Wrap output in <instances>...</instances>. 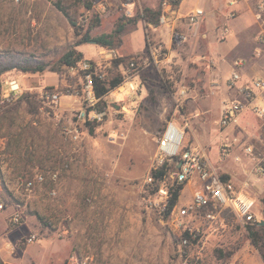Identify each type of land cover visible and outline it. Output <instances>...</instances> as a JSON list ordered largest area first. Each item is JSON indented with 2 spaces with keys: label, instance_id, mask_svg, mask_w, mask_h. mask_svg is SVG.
I'll list each match as a JSON object with an SVG mask.
<instances>
[{
  "label": "rangeland",
  "instance_id": "1",
  "mask_svg": "<svg viewBox=\"0 0 264 264\" xmlns=\"http://www.w3.org/2000/svg\"><path fill=\"white\" fill-rule=\"evenodd\" d=\"M257 1L234 8L232 19L230 0H183L181 10L180 5L175 8L182 16L197 9L206 12L193 28L203 26L216 4L224 8L219 14L227 23L211 31L207 53L204 37L191 36L185 30L188 27L183 28L186 40L178 45L171 41L167 26L150 27L141 17L145 8L162 10L165 2L173 5L172 0H94L91 9L83 10L84 30L95 18L98 23L90 31L93 37L114 34L123 25L116 50L120 56L135 60L137 68L129 73L120 67L126 74L124 82L99 104L106 116L102 121L79 125L81 139L77 141L64 140L59 129V125L76 120L84 106L83 99L71 91L79 86L77 71L70 68L60 76L50 71L12 70L1 75L2 94L8 93L9 82L16 80L20 97L28 95L5 109L0 105V137H6L7 145L20 142L19 129H27L31 138L29 144L28 139L25 142L32 147H28L32 157L21 162L18 173L59 169L61 174L57 185L46 182L31 190L8 186L0 177L4 192L0 200L23 215L20 226L10 225L6 230L10 237L20 236L15 248L0 240V249L10 247L4 248L8 257L6 262L0 257V264H264V176L255 173L254 160L243 150L247 143L260 144L262 123L248 111L241 126H219L224 105L240 97L228 87L233 71L237 69L241 75L237 86L264 77V44L258 41L263 27L254 16ZM55 2L0 0V56L21 54L53 62L67 46L76 43L81 35ZM213 22L207 19L206 25ZM224 28L227 33L222 41ZM155 44H161L164 51L158 62L150 54V45ZM258 44L262 47L260 56L255 50ZM78 49L85 51L86 60L102 64L104 71L110 66L111 60L103 58L102 47L96 43L87 42ZM235 61L240 65L235 66ZM48 86H55L60 95L54 110L45 102ZM183 86L187 90L184 97L180 96ZM204 103H208L207 109ZM18 110L22 113L16 116ZM13 117L19 122L13 123ZM26 120L27 125L22 126ZM170 120L185 128L182 147L196 144L193 132H198L204 142L202 151L222 178L255 199L253 223L242 222L227 208H220L214 219L200 210L185 218V226L193 229L194 236L188 245H182L185 227L173 220L172 212L165 215L157 191L150 194L146 190L147 177L157 162L158 137ZM48 122L56 127L52 138L40 129ZM224 143L231 144V153L222 161L219 148ZM173 170L174 164L168 165L161 179L170 189L177 186ZM198 185L196 181L186 184L176 207L189 204ZM54 188L58 190L55 197L50 195ZM10 210L0 211V233L10 223L6 221ZM249 225H254L258 245L253 243ZM30 233L36 234L37 240L28 243Z\"/></svg>",
  "mask_w": 264,
  "mask_h": 264
},
{
  "label": "built area",
  "instance_id": "2",
  "mask_svg": "<svg viewBox=\"0 0 264 264\" xmlns=\"http://www.w3.org/2000/svg\"><path fill=\"white\" fill-rule=\"evenodd\" d=\"M239 0H233L231 4L237 3ZM205 11L197 9L187 16H182L175 7L168 2L163 4V9L159 15V25H165L169 28L171 41L182 45L186 40V32L184 27H192L203 21ZM254 16L257 22L263 27V31L258 36V41L264 44V0H258L254 10ZM227 28H224L220 34V40H225ZM164 53L161 44L150 45V54L155 62L159 61V57ZM101 55L106 60H113L118 57V51L115 48L102 47ZM240 65L235 61V66ZM130 67L134 70L137 64L132 61ZM77 71L80 76L78 88H73L72 94H76L83 99L84 106L76 114V120L69 123L59 125L61 137L68 141H77L81 139L79 125L86 123H94L102 121L106 116V110L99 108L101 98L96 95L95 77L102 79L104 66L94 63L91 60H84L79 67L72 68ZM241 79L240 72L236 69L233 71L229 79V88L235 90V94L240 96L231 99V103L224 105L219 118V126L221 129L228 127L241 126L244 122L245 114L250 111L258 120L261 121L262 133L264 134V77H257L246 81L243 85L237 86L238 80ZM10 92L8 95L2 96L0 103L9 106L17 102L20 97V85L16 80H11ZM187 93L185 86L180 90V96L184 97ZM46 105L54 110L59 106L58 93L44 94ZM249 124V122H246ZM188 125V123H187ZM183 127H180L176 121L170 120L162 129L157 140V162L154 170L159 169L164 164L176 166L179 164V170H173L174 183L176 185L193 184L195 181L199 183L193 189L192 201L183 206L173 209V220L179 225L184 226L185 232L194 236V231L190 226H185V218L193 216L196 212L206 209L205 216L208 219H214L219 215V209L227 208L244 223H253L255 221L252 208L255 205V199L243 191L235 190L232 185L224 180L218 169L211 163L206 154L198 145L189 144L183 146L185 133ZM260 144L247 143L243 150L245 154L254 160L253 169L258 176H264V137L259 136ZM237 140V138L235 139ZM231 153V144L224 143L219 148L220 160H225ZM3 155L0 152V162ZM176 159V163L174 161ZM238 160L239 157H236ZM67 167V164L64 165ZM61 170H37L33 174L22 173L16 176V185L18 188L31 190L37 185L51 182L57 185L60 180ZM155 178L150 173L147 177V184H154ZM160 183L157 195L161 197L164 212L167 210V204L170 197V188L165 187L163 180ZM58 190L52 189L51 196H57ZM6 209L3 201L0 200V211ZM10 225L13 227L20 226L23 223V215L19 211H14L10 216ZM182 238V237H181ZM37 240L36 234H30L26 241L28 243ZM189 238L181 239L182 245L186 246L190 243Z\"/></svg>",
  "mask_w": 264,
  "mask_h": 264
},
{
  "label": "trees",
  "instance_id": "3",
  "mask_svg": "<svg viewBox=\"0 0 264 264\" xmlns=\"http://www.w3.org/2000/svg\"><path fill=\"white\" fill-rule=\"evenodd\" d=\"M181 1L182 0H172L173 6L177 8L180 5ZM93 4L94 0H56L55 6L67 17L69 23L76 31V34L81 35V38L76 43L67 46L59 56V58L53 62H46L44 60L35 59L30 56L21 54L0 56V77L2 74L12 70H17L23 73H40L44 71H50L58 73L61 76L70 68L78 67L82 61L86 60L84 52L79 50L78 46L92 40H94L95 43L101 47L117 49L121 43V33L124 29L123 25H119L114 34L103 33L101 35L93 37L91 36L90 31L91 28L98 23L97 18H95V20L91 21L89 26L84 30L85 27L83 20V10L91 9ZM160 13L161 9L155 11L150 8H145L141 17L146 21L148 25L153 24L154 26H157L159 25ZM132 61L137 63L135 60H131L129 56L118 55V57L110 61V66L105 71H103L104 76L102 79H98V77H95L96 95L100 97L101 100L107 93L119 87L124 82L126 74L121 72L120 67H124V69L129 70L130 73V70L132 69L130 67V63ZM46 92L53 94L55 92H58V90L57 88H55V86H48L46 87ZM27 96V94H22L18 99V103L25 100ZM166 173L167 164H164L157 170L153 169L151 171V174L156 181L154 182V184L147 185L146 190L148 193L152 194L159 189L158 183L161 179L164 178ZM183 188V185H177L170 189V197L167 204V210L165 212L166 216H168L177 205L180 193ZM261 201L264 206V195ZM201 211L205 213L206 209L204 208ZM248 229L253 243L258 245L256 239L258 235L254 230V225H249ZM183 237L191 239V235L188 232L183 233L182 238ZM262 257L264 260V253Z\"/></svg>",
  "mask_w": 264,
  "mask_h": 264
},
{
  "label": "crops",
  "instance_id": "4",
  "mask_svg": "<svg viewBox=\"0 0 264 264\" xmlns=\"http://www.w3.org/2000/svg\"><path fill=\"white\" fill-rule=\"evenodd\" d=\"M182 1L180 3V7H179L178 10H181ZM232 1L233 0H230V4H229V8L231 9V11H229L231 19L234 17V11H233V9L234 8H239L241 6L244 7V5H246V4L248 5L250 0H243L241 2L238 1L235 4H231ZM212 9H213L212 12H210L208 14V16H207V19H211V20L213 19L214 20L212 26H209L208 27L206 25V20H207L206 19L205 20V23L203 24V26H201L199 28H193L192 27V28H186L185 29V30H187V33H190L191 32V36H192V34H195V35H201V37H204L203 38L204 39V42L205 41L207 42L206 49H205V51L207 53L209 52V50H208V40H209V36H210L211 31H214V29L217 31L218 29H220L218 27V25H220L223 22L227 23V20L224 19L223 16L220 17V15L222 14L221 13L222 10H224L223 7H221L218 4H216V6H213ZM227 9H228V7H227ZM219 13H221V14H219ZM226 25H225V27H227ZM149 26L150 27H153V24H149ZM255 50H256V55L257 56H260L261 53H262V47H261V45L258 44L256 46ZM81 51H83L85 53V51L83 49ZM263 68H264V66H263ZM255 73L257 74L258 71H255ZM262 73H264V71ZM9 92H10V89H9ZM9 92L8 93H5V94H2V89H0V94H1L0 95L1 96L0 97V100H1L2 96L8 95ZM0 105L3 106L2 108H4V109L7 108L5 105H3L1 103H0ZM207 105H208V103H204V105H203L204 109L205 108L207 109ZM0 113H2V110L0 111ZM21 113H22V110H18V112L15 113V115L18 116ZM220 115H221V112H220ZM43 117L46 119L45 116H43ZM219 118H220V116H219ZM11 121L13 123L19 122V120L16 119V117H13L11 119ZM27 123H28V120H26L25 123L22 124V126L23 125H27ZM33 124L34 125H37V123L35 121H32V125ZM19 127H20V125H19ZM28 128L30 129L29 126H28ZM34 128L35 129H38L36 127H34ZM42 128H43L42 132L44 133L45 137H48V138H52L54 132L56 131L55 130L56 129L55 124H52L51 125L49 122L46 125H43V127H40V129H42ZM27 133H28V130L27 129L26 130L25 129L24 130L19 129L18 130V134H19V137L20 138L18 139V141H20V142H17L16 141L14 145H7L8 142L5 140L6 137H0V151H1L2 155H3V159L0 162V177H1L2 181H4L5 183H7L8 186L13 185L12 187H14V188H16L15 187L16 186V176L19 174L18 173V169L20 168L21 162L24 163L23 161H25V158L32 157L31 154L33 153V152H31V150H28V147L29 146H27L26 145V142H25L26 139H28L27 140V143L28 144L31 142V138H29V136L27 137ZM193 133H194V137H195L196 144L201 148V150L202 149L205 150L203 148L204 142H202L200 140V138L198 137L199 136L198 135V132H193ZM35 141H37V140L35 139ZM192 144H194V143H192ZM196 144H194V145H196ZM35 145L36 144H34L33 146H35ZM31 148L32 147L30 146L29 149H31ZM10 163H11V165H10ZM0 182H1V180H0ZM2 197H4V192H3L2 187L0 186V198H2ZM7 207H6V209H9V210L11 209L10 210V213L6 216V221H9L10 220V216L14 212V209L13 208H10V207L7 208ZM8 227H10V223H6L5 229L0 233V240L1 241L5 240L6 247H8V243H9V244H11L15 248L16 241L20 238V236H17V239H16V237H12V236L10 237L9 236V233H6V230L8 229ZM1 243H3V242H1ZM4 248H5V246L3 245L2 249H0V257L3 259V261H5L6 257H8V254L6 253L5 250L6 249H9L10 247L9 248H5V250H4Z\"/></svg>",
  "mask_w": 264,
  "mask_h": 264
},
{
  "label": "water",
  "instance_id": "5",
  "mask_svg": "<svg viewBox=\"0 0 264 264\" xmlns=\"http://www.w3.org/2000/svg\"><path fill=\"white\" fill-rule=\"evenodd\" d=\"M90 42H91V43H95V41H94V40H92V41H90ZM174 161H175V163H176V159H174ZM179 167H180V166H179V164H177V163H176V166H175V168H176L177 170H179Z\"/></svg>",
  "mask_w": 264,
  "mask_h": 264
}]
</instances>
